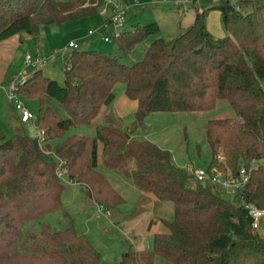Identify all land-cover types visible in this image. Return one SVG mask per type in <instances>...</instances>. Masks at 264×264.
Returning a JSON list of instances; mask_svg holds the SVG:
<instances>
[{
    "label": "trees",
    "instance_id": "16d2710c",
    "mask_svg": "<svg viewBox=\"0 0 264 264\" xmlns=\"http://www.w3.org/2000/svg\"><path fill=\"white\" fill-rule=\"evenodd\" d=\"M213 9L221 11L226 26L222 39L207 30ZM95 14L79 0H0V42L24 32L36 38L44 26ZM161 33L157 22L135 24L114 42L129 55ZM63 62V83L37 69L18 86L43 139H31L21 126L9 135L0 125V264H102L100 251L78 231L63 204L69 183L98 208L115 210L125 202L98 171L99 160L173 205V216L163 221L165 232L152 236L151 249L128 244L119 264H264V222L252 232L240 196L228 201L217 184L200 182L176 165L169 150L133 136L147 128L152 113L206 112L227 102L234 116L206 124L211 152L206 169L224 174L247 169L250 184L242 198L264 209V0H219L202 12L196 9L185 32L155 38L133 65L102 50L70 49ZM118 84L137 102L129 126L109 108ZM94 125L95 137L70 132ZM57 213L68 219L59 230L45 220ZM32 223L38 230L25 231Z\"/></svg>",
    "mask_w": 264,
    "mask_h": 264
},
{
    "label": "rangeland",
    "instance_id": "374dc122",
    "mask_svg": "<svg viewBox=\"0 0 264 264\" xmlns=\"http://www.w3.org/2000/svg\"><path fill=\"white\" fill-rule=\"evenodd\" d=\"M137 1L138 5L132 9L127 16L125 25L118 31L131 30L135 24L147 25L157 22L161 29L163 28V33L150 36L138 44L129 55L121 52L114 41L110 42L111 44L106 42V44L103 42L104 39L102 41L98 40V44L107 50L102 48L94 50L106 51L109 55L117 57L122 63L133 65L144 58L151 42L155 38L163 36L165 39H172L183 29L188 28L192 16L188 17L186 11L191 9L189 12L192 15L198 9H194L195 2L192 3L189 0ZM196 4L209 8L213 5H219V0H196ZM203 10L202 8L199 12ZM104 19L105 17L97 11V14L79 20L44 26L40 28L36 38L24 32L0 42V82L2 81L0 85V125L9 135H13V128L21 126L31 139L39 136V131L34 126V122L25 124L20 122L17 112L8 101L4 91V88H7L15 79L18 82L22 80V77L30 76L38 69L37 67L25 65V57L27 55H40L47 59V62L43 65L46 76L63 83V56L70 51L67 48L70 42L76 40L78 42L76 44H80L78 45V50H87L81 44L83 41H78L79 37L83 36L85 41L97 39V36L113 38V28L106 30L103 27ZM89 30L95 31L94 34L89 36ZM223 30L226 31L225 24H223ZM55 50L59 51L57 55L53 54ZM23 83L18 82V86ZM114 94L116 99L112 110L123 117L124 125L129 126L133 122V113L135 111L131 106L135 105L136 107L137 102L131 101L126 97L124 84H118L114 89ZM231 116H234V113L227 102H220L216 109L206 112H156L145 120L147 128L144 131H134L133 135L139 138L145 137L150 141L157 142L161 148L170 150L173 162L180 167L187 170L205 169L211 160V152L205 133L206 124L210 119ZM101 119L102 115L94 124L97 125ZM70 132L86 134L92 137L96 136L95 125L90 127L78 126L72 128ZM197 145L200 146V154L197 152ZM99 147L101 151V143ZM98 171L104 173L111 185L115 186L116 190H119V194L125 200L122 205L115 210L102 209L99 214L98 207L91 201L86 192L79 186L70 183L64 194L63 204L71 219L74 220L78 231L86 233L95 248L100 251L102 264H119L121 255L127 250L128 244H132L136 249H140L143 246L145 249H151L152 236L146 233L149 218L153 217L157 220L166 218V220H170L173 216V208H171L172 213L167 208H164L162 210L163 217H160V215L155 213L157 209L154 208L156 206H153L152 202L147 203V200L143 198V202L139 203L144 192H140V194V190L136 189L137 186L131 184L133 183L132 180L128 178H125L127 179L125 181L129 180L128 182L119 180V176L124 177L120 172L107 169L101 163ZM64 176L63 174L62 177L65 178ZM144 195L147 194L145 193ZM149 195L153 197L152 194ZM221 195L228 201H235V195L233 194L221 191ZM155 201L159 200L156 199ZM167 203L171 207L173 206L171 202L167 201ZM140 212L142 213L139 214ZM158 212H161V209ZM135 214L139 215L136 216ZM140 215L141 217H139ZM133 219H137V221L132 224ZM45 220L50 221L56 230L65 228L68 222V219H65L61 213L51 214ZM37 230V223H32L25 229V231L32 232ZM158 264L168 263L159 261Z\"/></svg>",
    "mask_w": 264,
    "mask_h": 264
},
{
    "label": "built area",
    "instance_id": "2783aa9c",
    "mask_svg": "<svg viewBox=\"0 0 264 264\" xmlns=\"http://www.w3.org/2000/svg\"><path fill=\"white\" fill-rule=\"evenodd\" d=\"M68 1V0H67ZM75 1V0H73ZM78 1V0H76ZM81 1L82 7H91L96 9L105 17L103 22L104 28H113V38L109 36L103 37L105 42H113L117 37L120 36L122 32L118 30L121 29L127 20V16L131 13L132 9L138 5L137 0H79ZM200 11V9H199ZM95 31L89 30L88 35L91 36ZM79 46L75 42H70L67 46L70 49H79ZM59 51L55 50L54 55H57ZM47 62V59L41 57L40 55H27L25 57V65L42 68ZM28 76L22 77L18 82H25ZM18 82L13 81L7 88H4L5 94L8 101L13 105L15 111L18 114V118L21 123L34 122L35 115L33 111L27 107L25 102L18 93ZM43 132H39V139H43ZM191 173L196 180L200 182H212L217 184L221 191H225L228 194H233L235 196H240L241 202L244 205L247 213L252 221V232L256 233L262 223L264 222V209L259 208L254 204L247 203L242 198L243 192L248 188L250 184V173L244 167L240 168L235 174L231 171L228 173H221L215 169L208 171L205 169H190ZM64 174V173H63ZM62 174V175H63ZM63 178V177H62ZM101 208H98V213H101Z\"/></svg>",
    "mask_w": 264,
    "mask_h": 264
},
{
    "label": "crops",
    "instance_id": "0c3cea01",
    "mask_svg": "<svg viewBox=\"0 0 264 264\" xmlns=\"http://www.w3.org/2000/svg\"><path fill=\"white\" fill-rule=\"evenodd\" d=\"M189 1H191L192 3H194V5H195V7H194V9L195 8H198V9H205V7H202V6H200V5H198V4H196V0H189ZM189 11H191V9H188V11H186V15L188 16V17H190V16H192V19L189 21V25H188V28L193 24V22H194V19H195V14H193L192 13V15H191V12H189ZM160 26V25H159ZM206 26H207V30L214 36V37H216V38H218V39H222V38H224L225 36H226V31L225 30H223V20H222V13H221V11H219L218 9H213V10H211V11H209L208 12V14H207V17H206ZM160 28H161V26H160ZM188 28H185V30L183 29L182 31L183 32H185ZM106 30H109V28H105ZM163 29V28H162ZM162 29H161V31H162ZM163 33V32H162ZM88 37V36H87ZM81 38V39H80ZM97 39H89V40H87V41H85V39H84V37L83 36H81V37H79V39H78V41H83L81 44H83L82 46H83V48H86L87 50H94V49H100V48H102L103 50L105 49V50H107L105 47H103V46H99V44H98V40H103V37L101 36H97L96 37ZM74 41V40H73ZM75 43H78L76 40L74 41ZM103 42H105L104 40H103ZM106 43V42H105ZM107 44V43H106ZM108 44H111V43H108ZM78 45H80V44H78ZM106 52V51H105ZM106 53H108V52H106ZM109 54V53H108ZM40 69H42V71L44 72V74L46 75V73H45V70H44V68L42 67V68H40ZM2 82V81H1ZM1 82H0V85H1ZM113 104H114V102L112 103V105L109 107L111 110L114 108V106H113ZM131 108H134L135 109V111H136V108H137V106L135 107V105H133V106H131ZM134 111V112H135ZM115 114H116V112H115ZM134 114V113H133ZM18 115V114H17ZM117 116H119V117H121V118H123L122 116H120V114H116ZM151 115V114H150ZM149 115V116H150ZM149 116L147 117V118H149ZM146 118V119H147ZM95 133V132H94ZM133 136H135V135H133ZM136 137V136H135ZM143 139H146L145 137L143 138ZM152 142H154V141H152ZM155 144H157V142H154ZM158 145V144H157ZM100 146V145H99ZM159 146V145H158ZM160 147V146H159ZM98 151H99V154H100V147L98 148ZM170 151V150H169ZM100 160H99V163H98V168H99V165H100ZM104 174V173H103ZM105 175V174H104ZM106 176V175H105ZM123 176V175H122ZM107 177V176H106ZM108 179V178H107ZM119 180H121V181H123V182H128V181H125V180H127V179H125V177H121V176H119V178H118ZM71 184H74V183H71ZM130 184V183H129ZM133 186H135L134 185V183H131ZM113 186V185H112ZM114 188H115V186H113ZM136 188V187H135ZM116 189V188H115ZM137 190H140L138 187L136 188ZM118 193H120L119 192V190H116ZM140 192H142L143 193V191L142 190H140L139 191V193ZM141 194V193H140ZM145 194V193H144ZM141 195L142 197L140 198V200H139V203L141 204L142 202H143V198H145L146 200H147V203L148 202H152L154 205L153 206H156V207H154V208H156L157 209V212H155L157 215H160V217H163L162 216V210H164V208H167L168 210H169V212H171L172 213V210H171V208H173V206L171 207V205H169L167 202H160V201H155L157 198H155L154 196L152 197V196H150L149 194H147V195H149V196H147V195ZM97 207V206H96ZM159 209H161V212H158L159 211ZM142 212H140L139 214H141ZM138 214V215H139ZM136 215V214H135ZM138 215H136V216H138ZM135 216V217H136ZM139 217H141V215L139 216ZM150 220H149V224H148V226H147V231H146V233L148 234V235H150V236H153L154 234H156V233H162V232H165V228H164V225H163V221H165L166 220V218H164L163 220H157V219H154L153 217L152 218H149ZM134 220V219H133ZM137 221V219L136 220H134L133 222H131V221H129V222H131L132 224L134 223V222H136ZM156 229H158L157 231H156ZM139 248V247H138ZM137 250H145V248H144V246L142 247V248H140V249H137Z\"/></svg>",
    "mask_w": 264,
    "mask_h": 264
},
{
    "label": "bare ground",
    "instance_id": "6f19581e",
    "mask_svg": "<svg viewBox=\"0 0 264 264\" xmlns=\"http://www.w3.org/2000/svg\"><path fill=\"white\" fill-rule=\"evenodd\" d=\"M16 76V75H15ZM16 78V77H15Z\"/></svg>",
    "mask_w": 264,
    "mask_h": 264
}]
</instances>
